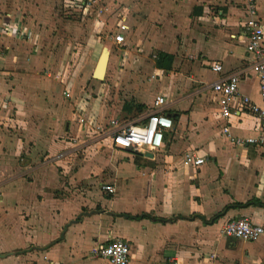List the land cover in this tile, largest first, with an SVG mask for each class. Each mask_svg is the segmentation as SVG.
<instances>
[{
	"label": "crops",
	"instance_id": "obj_1",
	"mask_svg": "<svg viewBox=\"0 0 264 264\" xmlns=\"http://www.w3.org/2000/svg\"><path fill=\"white\" fill-rule=\"evenodd\" d=\"M124 1L132 10L121 45L126 64H113L110 48L105 76L114 72L113 85L133 100L117 95L109 105L106 82L93 83L91 96L89 79L66 81L50 64L54 53L41 47L51 37L49 0H0V264H109L94 251L115 238L131 247L128 264H264V234L250 241L224 232L243 217L264 227V145L238 143L223 130L255 136L259 119L238 101L222 115L213 89L221 75L211 69L220 62L225 73L240 71L248 60L242 2ZM103 2L118 23L120 2ZM257 2L264 27V0ZM11 19L40 42L4 32ZM153 47L158 83L145 99L141 73L150 70L129 62ZM160 53L174 56L171 68L157 65ZM246 71L240 90L260 104V81ZM157 95L173 120L162 147L113 146L109 120L147 121ZM188 152L204 162L185 163Z\"/></svg>",
	"mask_w": 264,
	"mask_h": 264
},
{
	"label": "built area",
	"instance_id": "obj_2",
	"mask_svg": "<svg viewBox=\"0 0 264 264\" xmlns=\"http://www.w3.org/2000/svg\"><path fill=\"white\" fill-rule=\"evenodd\" d=\"M240 1L242 2L245 15L243 27L246 32L245 46L248 60L245 64H242L240 71L237 70L231 73L224 72L222 63H214L211 69L221 76L213 84V89L220 96L219 101L222 115L225 118H228L232 114L234 103L238 101L239 109H246L256 114L259 119L257 134L255 136L245 139L235 137L232 135L230 126L227 124L223 127L224 133L238 143L246 141L247 143L261 146L264 145V27L259 15L257 0ZM61 2L65 10L68 9L74 13L87 11L94 13L95 25L98 31L106 26L107 19L105 15L108 7L103 0H62ZM126 20L124 15H120L115 29L105 35H110L113 42L120 47L125 43V30L128 29ZM2 29L8 34L23 37L26 40H33L34 38L22 21L12 22L11 19ZM246 68L247 71L254 73L260 81V104L240 90L239 83L242 78V72ZM69 94L67 91L65 92L66 96H69ZM165 103V96L157 95L153 102V110L149 113L147 121L143 123L129 122L119 117L110 119L108 122L110 128L104 132H108V135L112 139V145L122 149H130L131 151L160 149L164 143L165 130L173 126L172 118L161 111ZM78 121L81 125L85 124L87 126V119L85 117H80ZM97 126L99 130H104L99 124ZM82 130L84 129L82 128ZM204 160V157L193 152H188L184 156V162L190 165L199 166ZM104 188L110 192H114V188L111 185H104ZM224 232L231 237L255 241L264 234V227L254 223L247 217H243L228 222L224 228ZM94 254L102 256L109 264H128L131 256V247L121 238H115L94 251ZM162 264L169 263L164 262Z\"/></svg>",
	"mask_w": 264,
	"mask_h": 264
},
{
	"label": "rangeland",
	"instance_id": "obj_3",
	"mask_svg": "<svg viewBox=\"0 0 264 264\" xmlns=\"http://www.w3.org/2000/svg\"><path fill=\"white\" fill-rule=\"evenodd\" d=\"M39 1L41 0H38V3ZM42 1L45 2V0ZM61 1L62 0H49V2H51V8L53 12L52 22L50 25H48L50 31L49 35L51 37L41 42L42 50H45L47 48V52H50L52 54L54 53V55L50 57V64L58 67L59 70H61L62 78L66 76V81L67 79H69L70 81L76 79H89L91 83L90 90L92 91L95 88L94 85L98 84L99 81H102L103 83L106 82L109 85L107 89V103H109V105L117 104L116 100L118 97L115 98L117 95L120 96V99H127V101L131 102L133 99L131 98L130 94L127 93V89L124 88V86L116 88V86L113 85L112 80L115 78L114 72L109 76H105L104 80H97L92 77L93 67L95 65L94 61L97 58V56L93 55L94 50L98 49V52L99 50H103V48L105 47H107L109 50L111 48L115 59V62H113V64H116V66L123 65L124 63L126 64V61L124 59L125 46H117L112 43L113 40L110 35L105 36L106 33L115 29L116 23L112 19V13L110 11H107L105 15L107 19L106 26L103 27L102 30L98 31L95 25L96 22L94 20V13H92L91 11L74 13L69 11L68 9L65 10ZM118 1L120 2V5H118L120 13L127 19L132 10L128 7V3L126 4L124 0H117V2ZM49 2H47L48 5H50ZM111 5L114 6L113 4ZM24 26L28 30V26L26 24H24ZM33 37L34 38L32 42L38 44V42H40L39 38L36 39L35 35ZM21 38L25 40L23 37ZM157 49L158 48L149 49L148 54H146V51H143L138 57H135L133 61L129 62L132 65L134 64L133 66H145L150 70L148 73H141L143 82H149V84H145V90L141 91L142 97L145 99L149 88H155L156 83H158L156 80L157 77L152 78V75H154L155 73L152 68L155 67L154 62L156 56L154 54L157 53ZM151 79H155L156 81L154 83H150ZM61 81H63V79ZM93 83L95 84L93 85ZM103 87H106V85ZM91 96H97L95 90L93 91V94ZM120 119L124 118L120 116ZM90 129L93 130L91 126ZM94 129H98V126L95 125ZM93 148H91V151L95 152L93 154H96L98 146H96L94 149ZM90 155H92V153H90Z\"/></svg>",
	"mask_w": 264,
	"mask_h": 264
},
{
	"label": "water",
	"instance_id": "obj_4",
	"mask_svg": "<svg viewBox=\"0 0 264 264\" xmlns=\"http://www.w3.org/2000/svg\"><path fill=\"white\" fill-rule=\"evenodd\" d=\"M110 50L104 48L100 54V57L97 61L96 67L93 72V76L97 79L103 80L107 71V66L109 62ZM151 154V153H147Z\"/></svg>",
	"mask_w": 264,
	"mask_h": 264
},
{
	"label": "trees",
	"instance_id": "obj_5",
	"mask_svg": "<svg viewBox=\"0 0 264 264\" xmlns=\"http://www.w3.org/2000/svg\"><path fill=\"white\" fill-rule=\"evenodd\" d=\"M174 56L167 53H160L157 58V65L163 66L165 65V68H171L172 62H173ZM137 152V151H134Z\"/></svg>",
	"mask_w": 264,
	"mask_h": 264
}]
</instances>
